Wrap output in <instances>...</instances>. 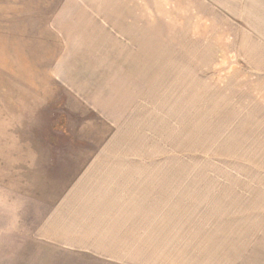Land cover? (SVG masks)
<instances>
[{"label": "rangeland", "instance_id": "374dc122", "mask_svg": "<svg viewBox=\"0 0 264 264\" xmlns=\"http://www.w3.org/2000/svg\"><path fill=\"white\" fill-rule=\"evenodd\" d=\"M238 102L264 103V0H0V264L75 260L35 233L55 167L98 149L116 108L146 127L113 149L257 185L264 158L243 152Z\"/></svg>", "mask_w": 264, "mask_h": 264}, {"label": "crops", "instance_id": "0c3cea01", "mask_svg": "<svg viewBox=\"0 0 264 264\" xmlns=\"http://www.w3.org/2000/svg\"><path fill=\"white\" fill-rule=\"evenodd\" d=\"M121 58L137 73L136 55ZM142 61L147 70L152 59ZM253 103L238 102L242 115L227 116L240 127L245 156L258 161L264 103ZM116 109L114 121L105 118L112 132L98 149L73 150L55 167L57 190L35 235L71 255L70 264H264V178L257 185L222 182L210 171L202 177L170 165L163 153L113 149L146 127L143 114ZM128 118L135 124L125 125Z\"/></svg>", "mask_w": 264, "mask_h": 264}, {"label": "trees", "instance_id": "16d2710c", "mask_svg": "<svg viewBox=\"0 0 264 264\" xmlns=\"http://www.w3.org/2000/svg\"><path fill=\"white\" fill-rule=\"evenodd\" d=\"M59 124H60V122H58ZM58 123H57V125H58Z\"/></svg>", "mask_w": 264, "mask_h": 264}]
</instances>
